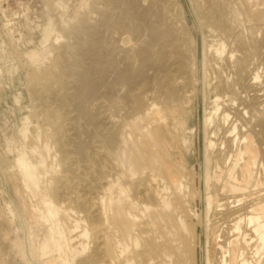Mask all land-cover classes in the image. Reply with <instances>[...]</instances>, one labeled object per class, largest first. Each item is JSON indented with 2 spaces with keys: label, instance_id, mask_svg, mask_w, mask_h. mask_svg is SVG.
Wrapping results in <instances>:
<instances>
[{
  "label": "bare ground",
  "instance_id": "bare-ground-1",
  "mask_svg": "<svg viewBox=\"0 0 264 264\" xmlns=\"http://www.w3.org/2000/svg\"><path fill=\"white\" fill-rule=\"evenodd\" d=\"M191 1L201 60L179 0L89 1L59 24L49 58L23 55L33 66L34 109L22 130L31 151H20L18 169L41 201L40 220L60 226L41 243L43 258L136 264L135 252L137 260L127 256L130 243L139 247L150 231V250L162 264H197L196 216L205 264H213L210 213L217 204L215 264H264V0ZM55 6L65 9L61 1ZM200 97L204 216L188 203L195 175L175 173L178 162L164 142L169 123ZM222 173L228 182L216 200ZM11 234L0 215V264L29 257L27 244Z\"/></svg>",
  "mask_w": 264,
  "mask_h": 264
},
{
  "label": "rangeland",
  "instance_id": "rangeland-1",
  "mask_svg": "<svg viewBox=\"0 0 264 264\" xmlns=\"http://www.w3.org/2000/svg\"><path fill=\"white\" fill-rule=\"evenodd\" d=\"M60 1L65 5L64 10L55 6ZM89 1L93 0H0V215L9 222L12 229V239H16L19 236L27 244L28 255L30 257L22 260L21 257L16 256V264H60L57 254L56 258L53 256L43 258L42 252L39 251L41 243L46 238L51 237L48 235L51 234L50 229L52 226H50V223H44L40 220L37 210L41 201L35 198L33 194L27 192L23 176L18 169L21 158L20 151L23 152L25 150L29 154L31 151L28 137L22 133V130L26 115L31 114L34 109L31 108L32 106L34 107V105H31L32 102L34 104L33 98L32 100L30 98L32 97L31 92L30 94L28 93L31 84L29 81L31 80V75L28 78V73L32 74L33 66L28 57L25 56L24 58L23 55L33 50L37 51L43 58H49L53 54L51 53V48L53 49L54 47L50 42L52 38L59 36L60 31L58 29L62 20L73 21L78 16L79 11L84 10L91 3ZM194 11L195 8L191 0H179L178 12L188 22L190 30L195 33L199 41L201 60L202 35L195 26L196 13ZM49 31H52L50 37ZM19 54L23 57L22 59ZM24 62L27 66L31 67L25 66ZM194 103L183 112L178 121L169 123L170 125L166 127L164 142L174 156L176 163L178 162L172 165V169L176 170L175 173L182 175V173L187 172V174L192 173L195 175L192 181L194 194L189 198L188 203L191 210H195V214L200 213L201 216H204L205 204L199 196V192L205 191V185L201 181V176H203L205 170L203 164L205 147L203 116L205 115V104L201 97L197 101H194ZM209 103L207 105L208 110L213 109L214 112L212 104ZM192 130H195V132L190 134ZM32 131L33 127L31 128ZM34 135L32 132V136ZM223 174H220L221 179L215 182L217 188L214 187L212 189V194L216 200L218 199V189H222L228 182ZM10 208H14L16 212L14 218ZM219 219L217 204H215L212 213H210L211 233L209 249L213 264H215L217 256L215 236L220 225ZM62 223V227L67 232L66 221H62ZM190 223L197 234V264H205V247L207 242L203 228L200 226L196 216L190 217ZM47 227L50 228L47 229ZM58 227L60 226L56 225L52 228ZM48 230L50 233H48ZM143 235L142 238L140 237V240H142L140 241V248L135 243H130L132 244L131 251L127 256L136 260L138 258L137 262H139L136 264H162L161 258L153 255L150 250L153 246V235L150 231L148 235L145 233ZM92 248L93 245L87 256L91 255ZM134 252L137 258L134 257L135 255L132 256ZM125 258L122 257L118 264H125ZM76 263L79 264V261L74 264Z\"/></svg>",
  "mask_w": 264,
  "mask_h": 264
}]
</instances>
